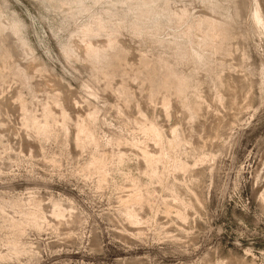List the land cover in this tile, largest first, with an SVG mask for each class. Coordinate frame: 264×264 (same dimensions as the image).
<instances>
[{
  "label": "rangeland",
  "instance_id": "rangeland-1",
  "mask_svg": "<svg viewBox=\"0 0 264 264\" xmlns=\"http://www.w3.org/2000/svg\"><path fill=\"white\" fill-rule=\"evenodd\" d=\"M0 264H264V0H0Z\"/></svg>",
  "mask_w": 264,
  "mask_h": 264
}]
</instances>
